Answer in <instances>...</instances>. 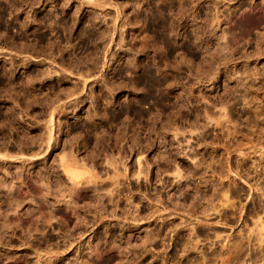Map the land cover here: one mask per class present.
Returning a JSON list of instances; mask_svg holds the SVG:
<instances>
[{
	"label": "rangeland",
	"instance_id": "374dc122",
	"mask_svg": "<svg viewBox=\"0 0 264 264\" xmlns=\"http://www.w3.org/2000/svg\"><path fill=\"white\" fill-rule=\"evenodd\" d=\"M0 177L55 209L0 264H264V0H0Z\"/></svg>",
	"mask_w": 264,
	"mask_h": 264
},
{
	"label": "bare ground",
	"instance_id": "6f19581e",
	"mask_svg": "<svg viewBox=\"0 0 264 264\" xmlns=\"http://www.w3.org/2000/svg\"><path fill=\"white\" fill-rule=\"evenodd\" d=\"M241 143V142H240ZM2 144V143H1ZM8 146V145H7ZM7 150V149H6ZM64 158H66V157H64ZM211 158H213V155L211 156ZM69 160V163H71L70 165L72 166H74V165H78L79 166V164L76 162V160H74L73 159V157H67L66 158V160ZM63 160L64 159H62V162H63ZM67 160V161H68ZM193 160V159H192ZM65 161V160H64ZM66 163H68V162H66ZM212 167H213V164L215 165V163H216V161L215 160H213L212 162ZM210 163V164H211ZM64 164V163H63ZM110 164L112 165L113 163H111L110 162ZM210 164H209V166H210ZM67 165V164H66ZM65 165V166H66ZM69 165V164H68ZM203 164H202V162L200 161V162H197L196 163V167H195V169H193V173L194 174H196V173H198V174H196V175H194V176H192L195 180H200L201 179V177H202V175L203 174H201L200 173V170H201V166H202ZM242 165V164H241ZM115 166V165H114ZM70 167V166H69ZM68 167V168H69ZM220 167V168H219ZM218 168L219 169H216L215 167L214 168H212L213 169V172L214 173H216V171L215 170H217L218 171V174H219V176H220V174H222L221 172H222V168H221V166H219ZM68 168H65V170L66 169H68ZM71 168V167H70ZM72 169V168H71ZM71 169H70V171H71ZM204 169L205 168H203V170L202 171H204ZM28 171V170H27ZM31 171V170H30ZM69 171V173H71ZM224 171V170H223ZM68 172V171H67ZM220 172V173H219ZM30 172H28V174H29ZM34 173V172H33ZM40 173V172H39ZM68 174V173H67ZM72 174V173H71ZM118 174V173H117ZM224 176H225V174H223ZM74 177V175L72 174L71 175V177ZM75 176H77V175H75ZM223 176V177H224ZM41 177V176H40ZM192 178V180L194 181V179ZM225 178H226V176H225ZM225 178H223V179H225ZM228 179V178H227ZM229 180V179H228ZM231 181H233L234 182V180H229L228 181V186L230 187V185H231ZM206 182H209V181H206ZM38 182H35L34 180H32L31 179V181H30V185H27L25 188H26V192H21L20 190L18 191V188L17 187H15V186H11V185H9V183H8V181H6V179H4V178H1L0 177V194H2V197H3V205H4V207H5V210L4 211H8V212H10V211H13V212H15V211H17V209L18 208H20L24 203H29V205H31L32 206V208L31 207H29L27 210H28V212L26 213V215H33L32 213L33 212H35L34 210H37L36 212H35V215L36 214H38V216H36V217H39L40 218V223H42V224H44L45 225V223L47 222V225H48V222H50V219H51V211H54V210H51L50 208H47V207H49V206H47V205H49V203H47L46 202V200L44 199L45 198V194H41V193H39V191L37 190V186L36 185H38L37 184ZM198 183V182H197ZM197 183L196 182H194V183H192L193 185H194V190H193V196L191 195L190 197H191V200H190V198H189V200H190V202H191V204H192V206H193V210H195V209H197V208H199L200 207V205H201V202L203 201V200H206V202H207V204H208V206H209V208L211 209V207L212 208H214L213 206H212V199H213V197H220V198H222L224 201H225V205H227V204H229V201H230V199H231V197H233V195H232V193H233V191H231L229 188H227L224 192L222 191L223 189H222V185L221 184H219V183H212V187H215L214 188V192H213V194H212V192H211V194H209V193H207L208 191H207V189H205V190H200V188H199V186H197ZM218 184H219V186H218ZM41 185V184H40ZM39 185V186H40ZM41 187V186H40ZM212 187H211V189H212ZM226 187V186H225ZM232 187V186H231ZM208 188V187H207ZM231 189H235V188H231ZM237 190V189H236ZM236 190H235V192H236ZM93 191H97V190H93ZM241 191V190H240ZM58 193H59V190L57 191ZM223 192V193H222ZM237 193V192H236ZM242 192H240V194H241ZM181 195H183L182 193H180ZM113 195V194H112ZM180 195V196H181ZM236 195V194H235ZM110 196H111V192H110ZM109 196V197H110ZM219 197L217 198L218 200H219ZM185 198V197H184ZM216 199V198H215ZM216 199V200H217ZM29 201V202H28ZM108 201H110V198L108 199ZM49 202V201H48ZM50 205H52V204H50ZM68 205V204H67ZM233 204L232 203H230V206H232ZM211 206V207H210ZM223 206V205H222ZM56 208V207H55ZM208 208V209H209ZM46 209H48V210H46ZM53 209H54V207H53ZM72 209V207L71 206H66V210H71ZM207 209V208H206ZM213 210V209H212ZM215 210V209H214ZM206 211V210H205ZM47 213H48V215H47ZM45 215H47V216H45ZM29 216H28V218H29ZM34 216V215H33ZM32 216H30V219H29V221H27L25 224H24V222L22 221V219H20V218H18V221H13V220H11L10 218H8V216L7 215H3L2 216V222H0V240H4V237H5V235H7V231L8 230H12L13 228H14V225H16L15 227H24L26 230H27V233H30V231H40L39 229H37L38 227H37V219H34V218H31ZM48 218V219H47ZM38 224H39V222H38ZM40 226H41V224H40ZM46 226V225H45ZM24 228H22V229H24ZM40 228V227H39ZM42 228V227H41ZM44 228V227H43ZM13 232V231H12ZM13 234H14V232H13ZM13 234H12V236H13ZM149 237H153V236H149ZM8 242H10V240L8 241ZM25 242V241H24ZM23 242V243H24ZM0 244H3V241H0ZM94 253L96 254V255H98V254H100L101 256H102V254H103V252L102 251H98L97 249H95V251H94ZM49 261H51V260H49ZM52 262V264H56V261L54 260V261H51ZM50 262V263H51ZM49 263V264H50ZM34 264H37V263H34Z\"/></svg>",
	"mask_w": 264,
	"mask_h": 264
},
{
	"label": "flooded vegetation",
	"instance_id": "af4514ba",
	"mask_svg": "<svg viewBox=\"0 0 264 264\" xmlns=\"http://www.w3.org/2000/svg\"><path fill=\"white\" fill-rule=\"evenodd\" d=\"M209 152H211V150L209 151ZM195 154V153H194ZM200 154H202V153H200ZM206 159H207V156H206ZM25 189V188H24ZM21 192H25V190H20ZM87 191H88V193H87ZM94 191L93 190H86V193H85V197H87V196H97L98 198H95V204H101V205H105L106 203H108V201H107V199H105L104 197H101L100 196V194L102 193V192H100L99 190H98V195H97V193H93ZM82 193H83V191L81 192V194H79V197H81L82 196ZM78 198V197H77ZM88 198V197H87ZM80 199H82V198H78V200H80ZM77 200V201H78ZM90 200V198L88 199V201ZM29 202V201H28ZM85 203H87V201H85ZM25 204H28L27 202L25 203ZM49 206V205H48ZM28 208H26L20 215H19V218H21L22 219V221L24 222V224L27 222V221H29V219H30V216H32L31 218H34V219H37V221L39 222V224H38V222H37V229H39L40 230V221L42 220H40V218L39 217H36V216H38V214H36L35 215V212L37 211V210H34L35 212H33L32 214L34 215H26V213L28 212V210H27ZM54 210V212H55V209H53ZM27 211V212H26ZM28 216H29V218H28ZM27 220V221H26ZM81 221V222H80ZM89 221H92V220H89V219H86L85 218V216L84 215H79V222H80V224H78V225H76V226H74V225H71L70 226V233H79L80 231V229H83L84 227H86L87 225H85L87 222H89ZM22 228H24V227H21V228H16L15 229V231H14V233L16 232V230H20L21 231V235H19V237L21 236H23V234H27V230L24 228V229H22ZM22 229V230H21ZM51 230L53 229H55V226L54 227H51L50 228ZM10 232H12L11 230H8L7 231V236H9V234L8 233H10ZM54 233V232H53ZM53 233H52V231H50V233H49V235H48V238H46V240H45V242H48V244H51V245H55V243H56V241L54 240V238L53 237H51V235H53ZM107 235H109V237H108V239H106V236ZM105 237L103 236L102 238H101V236L100 235H98V236H94V239L96 240L95 241V243H93V240H92V247L93 248H96V246H97V248H99L100 249V251H102L103 252V254L102 255H104V254H106V253H108L109 252V249L110 248H112V246L111 247H109L108 245L109 244H112V245H114L115 243H116V241H118L119 242V240L116 238V237H118V236H120V234L119 233H117V234H115V233H111V234H107ZM116 235V236H115ZM38 243H40V241H38ZM103 261H106V260H102L101 262H99L98 264H105V262H103Z\"/></svg>",
	"mask_w": 264,
	"mask_h": 264
}]
</instances>
